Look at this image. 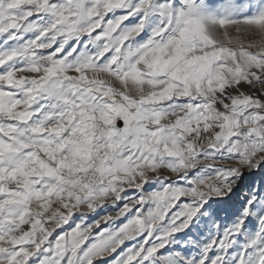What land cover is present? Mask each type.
Masks as SVG:
<instances>
[{"label":"snow or ice","instance_id":"obj_1","mask_svg":"<svg viewBox=\"0 0 264 264\" xmlns=\"http://www.w3.org/2000/svg\"><path fill=\"white\" fill-rule=\"evenodd\" d=\"M0 264H264V0H0Z\"/></svg>","mask_w":264,"mask_h":264},{"label":"rangeland","instance_id":"obj_2","mask_svg":"<svg viewBox=\"0 0 264 264\" xmlns=\"http://www.w3.org/2000/svg\"><path fill=\"white\" fill-rule=\"evenodd\" d=\"M174 210H178V209H174ZM101 214H103V213H101ZM221 215L223 216L224 214L222 213ZM98 218H99L98 216L97 217H90L88 222L90 223L92 221V219H98ZM227 222H228L227 219H225V223H227Z\"/></svg>","mask_w":264,"mask_h":264}]
</instances>
